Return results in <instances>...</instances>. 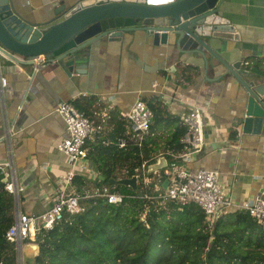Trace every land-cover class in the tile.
Listing matches in <instances>:
<instances>
[{"label": "crops", "instance_id": "0c3cea01", "mask_svg": "<svg viewBox=\"0 0 264 264\" xmlns=\"http://www.w3.org/2000/svg\"><path fill=\"white\" fill-rule=\"evenodd\" d=\"M73 1L13 0V5L21 17L42 22L57 5ZM221 13L239 34L238 39L225 40L221 56L229 63L241 61L245 79L264 83V0H224ZM107 43L95 53L90 76L69 77L56 63L33 68L0 53V73L7 77L0 94V161L12 146L17 180L23 187L18 202L14 201V214L16 209L30 215L43 212L71 170L76 174L68 190L83 186L76 176L91 185L89 170H97L91 158L85 160L87 169L72 167L56 148L66 135L65 122L56 111L61 101L84 107L93 123L92 136L108 137L113 117H122L137 97H144L150 106L159 107L162 117L157 124L152 117V134L159 145L153 155L159 161L166 159V151L179 152L164 146L179 124L178 114L200 106L204 144L198 151L179 155L178 163L191 169H217L234 207L264 190V135L241 130L238 118L247 90L222 63L205 64L201 58L152 46L143 31Z\"/></svg>", "mask_w": 264, "mask_h": 264}, {"label": "trees", "instance_id": "16d2710c", "mask_svg": "<svg viewBox=\"0 0 264 264\" xmlns=\"http://www.w3.org/2000/svg\"><path fill=\"white\" fill-rule=\"evenodd\" d=\"M151 107L157 124L162 118L160 109ZM113 118L112 133L107 137L112 143H102L105 137L99 135L87 139V154L104 177L100 182L119 177L122 173L117 175V167L132 173L134 166L150 158L159 147L154 134L141 147L131 143L117 147L113 141L125 123L121 117ZM152 128L151 122V132ZM184 131L176 124L164 146L182 150L179 137ZM76 178L81 186L85 184L84 178ZM3 184L0 172V264H16L17 250L6 237L15 202ZM117 188L130 191L124 185ZM81 202L84 209L80 213L65 214L53 227L36 231L39 254L35 264H264V224L244 210L226 211L210 227L197 204L169 203L167 209H150L146 224L140 218L145 204L142 198H126L119 204L101 197Z\"/></svg>", "mask_w": 264, "mask_h": 264}, {"label": "water", "instance_id": "95a60500", "mask_svg": "<svg viewBox=\"0 0 264 264\" xmlns=\"http://www.w3.org/2000/svg\"><path fill=\"white\" fill-rule=\"evenodd\" d=\"M224 0H76L60 3L42 22L21 17L13 0H0V53L19 64L40 68L56 63L71 77L90 76L94 55L110 40L143 31L152 46L201 58L205 64L222 63L247 90L238 122L243 132L264 135V83L241 75V61L229 63L220 54L227 39H238L234 25L221 13ZM250 75V74H249ZM166 159L160 158L158 166ZM107 182L137 188L136 175L111 176ZM168 183L165 178L163 187ZM39 244L22 243V264H35Z\"/></svg>", "mask_w": 264, "mask_h": 264}, {"label": "built area", "instance_id": "2783aa9c", "mask_svg": "<svg viewBox=\"0 0 264 264\" xmlns=\"http://www.w3.org/2000/svg\"><path fill=\"white\" fill-rule=\"evenodd\" d=\"M6 85L7 77L0 73V94ZM56 111L62 116L66 130V135L56 142V148L65 155L66 161L72 167L78 164L80 168L87 169L85 163L88 156L87 139L93 135V123L71 101L59 102ZM203 111L204 109L200 106H192L178 114V122L185 128L179 137L183 149L179 152L166 151L164 166L157 165L159 158L154 154L134 166L132 173L127 168L121 170L122 174L117 178L136 175V190L126 185L130 190L126 192L107 181L100 182L104 177L98 170L93 169L89 170L91 185L87 182L80 189L68 190V185L76 174L75 170H71L63 178V184L56 189L53 203L43 212L30 215L21 209H16L13 222L6 231V237L14 243L17 250L16 264H22L21 246L24 241L35 240L37 230L53 227L65 214L80 213L84 209L81 200L90 197H101L113 204H119L126 198H142L145 204L141 209L140 218L146 224L150 209L154 208L155 211L160 208L167 209L169 203L180 206L189 203L197 204L202 209L205 221L210 227L219 216L230 210H244L254 220L264 224V190L253 200L234 207L223 190L217 169L207 167L191 169L178 163L179 155L186 156L190 150L198 151L204 144ZM152 117L153 110L149 101L144 97H137L129 110L123 113L121 118L125 123L124 129L113 142L117 147H125L130 143L141 147L145 139L152 134L150 131ZM102 143H112V140L105 137ZM12 154V146H9L7 157L0 161V172L4 182L3 187L13 195L17 203L23 187L17 180ZM149 165L153 167L150 168ZM165 178L168 179V183L163 187L162 181Z\"/></svg>", "mask_w": 264, "mask_h": 264}, {"label": "rangeland", "instance_id": "374dc122", "mask_svg": "<svg viewBox=\"0 0 264 264\" xmlns=\"http://www.w3.org/2000/svg\"><path fill=\"white\" fill-rule=\"evenodd\" d=\"M121 170H122V168H121V167H117V169H116L117 175H119V174H120Z\"/></svg>", "mask_w": 264, "mask_h": 264}]
</instances>
